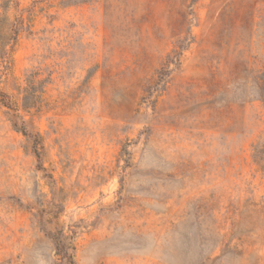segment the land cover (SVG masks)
Returning <instances> with one entry per match:
<instances>
[{"label": "rangeland", "instance_id": "obj_1", "mask_svg": "<svg viewBox=\"0 0 264 264\" xmlns=\"http://www.w3.org/2000/svg\"><path fill=\"white\" fill-rule=\"evenodd\" d=\"M1 49L0 264H63L57 230L75 264H264V0H0Z\"/></svg>", "mask_w": 264, "mask_h": 264}, {"label": "trees", "instance_id": "obj_2", "mask_svg": "<svg viewBox=\"0 0 264 264\" xmlns=\"http://www.w3.org/2000/svg\"><path fill=\"white\" fill-rule=\"evenodd\" d=\"M12 33H13V36L15 35L14 37L16 39L17 31L14 30ZM11 36H12V34H11ZM5 52H6L5 49H1V51H0V65H2L4 60L6 59V56H4ZM0 103L2 105H4L5 107L9 108L10 110H13L14 116L17 119H20L21 114L19 113V108H18L19 106H18L17 102L14 101L9 94H7L5 92H0ZM19 121L20 120H15L14 125L18 126V128H20V130L25 135H28L30 137L31 136L36 137V135L32 131H29L27 129V126H26L27 124H26L25 120H21V122H19ZM37 136H38V134H37ZM35 154L38 157V159H41V154H40L38 145H36ZM49 233H50V235H52V238L55 240L56 253L59 256V258L61 259V262H64L63 264H75L73 253L69 252V244L70 243H67L65 241V239L63 238L64 232L57 230V232H53V233L48 232V234Z\"/></svg>", "mask_w": 264, "mask_h": 264}]
</instances>
